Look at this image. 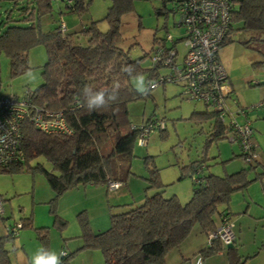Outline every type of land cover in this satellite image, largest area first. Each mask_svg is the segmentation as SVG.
<instances>
[{"label":"rangeland","instance_id":"1","mask_svg":"<svg viewBox=\"0 0 264 264\" xmlns=\"http://www.w3.org/2000/svg\"><path fill=\"white\" fill-rule=\"evenodd\" d=\"M88 1V10L80 14L68 13L62 0L51 1V13L39 19L42 30L50 31L62 24L65 28L63 34L76 33L89 22L100 21L99 29L106 31L108 24L102 19L109 2ZM31 4L30 0H0V33L8 26H28L30 22L24 20L26 14L23 10ZM165 6L164 14L157 15L156 9L162 8L160 0H135L133 11L123 15L119 24L123 39L120 47L129 50L132 60H139L140 73L147 79L152 67L151 50L157 45L153 41L154 37H172L177 63H181L185 53L184 41L181 40L185 34L184 27L178 26L181 14L173 2L168 1ZM251 36L254 35L242 30L234 32L231 42L219 48L218 53L232 90L228 99L230 118L239 125L249 124L255 158L247 162L240 157L238 143L211 138L215 117L201 120L191 118L194 112L210 113L211 110L202 102L188 99L184 95L183 84L166 82L157 85L147 95L136 92L137 98L127 104L130 125H154L144 145L135 142L129 176L116 189L104 185L78 186L57 198L43 174L38 171L0 173V197L4 210L0 219V238L7 234V227L30 219L27 228H23L13 241L5 242L4 249L11 264H30L31 256L40 247L74 253L70 264H103L100 250H79L82 246L79 239L81 220L86 222L92 232L108 230L111 214L138 206L145 196L157 192L155 186L149 187L152 170L157 171L162 196H175L184 204L190 200L196 187L185 174V169L200 161H203L204 166L200 176H222L245 171L249 184L245 190L231 195L230 207L235 209L236 204L240 203V211L247 210L241 215V222L248 221L243 223L248 229L239 238L237 246L240 253L251 254L257 246L259 233L264 230V43L250 40ZM261 37L264 38V35ZM71 39L86 44V39L81 35H73ZM246 41L249 43L244 46ZM165 44L172 46L170 41ZM45 61L44 47L36 46L28 52V65L34 69L35 79L28 78L25 73L11 76L9 59L0 52V95L22 98L27 92L32 93L42 83L41 73ZM168 71L167 67H159L156 73L164 75ZM130 85L134 90L133 76ZM156 124L163 126L156 127ZM36 163L46 169L50 167L42 158L30 162V167L36 166ZM233 212L231 218L239 217L237 211ZM57 216L63 225L58 222ZM238 224L235 221L236 231ZM40 228L48 232L45 241L38 238L39 231L36 229Z\"/></svg>","mask_w":264,"mask_h":264},{"label":"trees","instance_id":"2","mask_svg":"<svg viewBox=\"0 0 264 264\" xmlns=\"http://www.w3.org/2000/svg\"><path fill=\"white\" fill-rule=\"evenodd\" d=\"M62 1L68 13L80 14L88 10L87 0H72L70 4ZM107 1L109 6L102 19L108 24L106 31L99 29L100 21H91L76 33L63 34L58 26L43 31L39 19L51 13V0H30L32 4L23 10L26 14L24 20L30 24L8 26L0 33V52L9 59L11 76L23 74L29 68L28 52L32 48L44 47L46 61L42 67V83L32 93L26 94L37 105L62 111L72 131L71 135L44 134L30 125H24L23 159L1 169L0 173L38 171L57 198L78 186L104 185L108 188V184L115 182L122 185L130 173L132 149L138 131L131 129L127 104L137 98L130 79L142 70L139 60H132L129 50L120 47L123 39L119 24L123 15L133 11L135 0ZM160 1L162 8L156 9L157 15L164 14L166 7V2ZM238 30L253 34L250 40L264 43L261 37L264 35V0H233L229 33ZM73 35L84 37L86 44L72 40ZM163 40L153 38L154 43ZM229 42L230 37L224 39L220 48ZM248 43L246 41L243 45ZM126 67H131L133 72L124 71ZM156 74V69L151 67L148 79L153 80ZM85 85L95 89H112L118 85L117 99L105 108L89 112L78 103L80 90ZM210 116L216 120L211 138L228 139L233 129L218 121L214 112H194L191 118L201 120ZM40 158L47 162L49 169L40 163L30 167V162ZM203 167V161L186 167L185 174L196 187L190 200L184 204L175 196H162L157 171L152 170L149 187L155 186L157 192L145 196L138 206L111 214L108 230L92 232L81 220L79 239L82 246L79 250H100L103 264H166L167 252L179 246L195 225L201 233L208 235L216 230L217 219L220 222L221 218H226L233 225L234 241L231 246L227 248L220 240L214 239L207 241L206 248L197 254L204 260L224 249L228 264H244L255 253L242 257L237 250L230 199L233 193L245 190L249 184L245 171L200 176ZM56 218L64 224L61 218ZM21 223L16 234L7 232L0 238V264H11L4 249L5 242L13 241L23 228H27L30 219ZM36 230L39 231L38 238L45 241L48 235L45 228ZM66 253L62 257L63 264H70L74 253Z\"/></svg>","mask_w":264,"mask_h":264},{"label":"built area","instance_id":"3","mask_svg":"<svg viewBox=\"0 0 264 264\" xmlns=\"http://www.w3.org/2000/svg\"><path fill=\"white\" fill-rule=\"evenodd\" d=\"M57 1V0H51ZM171 1L181 14L178 26L184 27L185 53L181 63H177L175 41L167 36L158 41L152 48V67H167V74L156 75L152 80L155 85L172 82L183 84L184 95L193 101L202 102L215 113L218 121L230 126L233 131L228 137L230 142H236L241 149L242 158L249 162L255 158L254 144L250 142L251 129L248 123L239 125L230 118L228 99L232 92L227 72L219 58V48L224 39L231 38L229 25L233 0H163ZM72 0H66L70 4ZM60 32H65L64 26H59ZM170 41L172 46H166ZM24 125H30L44 134L71 135L62 111L49 110L37 105L25 94L22 98L11 95H0V170L23 159ZM154 124L131 126L137 129L135 142L145 144V139ZM162 124L156 127H161ZM120 184L110 183L109 189H116ZM2 199L0 197V219L3 215ZM2 220V219H1ZM21 221L7 227L8 233L16 234L21 228ZM232 223L221 218L215 231L208 234V241L218 239L225 245L234 241ZM209 243V242H208ZM192 264H203L201 255L197 254Z\"/></svg>","mask_w":264,"mask_h":264},{"label":"crops","instance_id":"4","mask_svg":"<svg viewBox=\"0 0 264 264\" xmlns=\"http://www.w3.org/2000/svg\"><path fill=\"white\" fill-rule=\"evenodd\" d=\"M246 207H248V204ZM241 209H242V204L240 205V203L236 204L235 209L231 207L232 213H234L233 211H237L239 214V217L235 219L232 218V221L234 223L235 235L237 234L235 238L236 246L238 244L237 242L239 238L242 237L243 232H245L248 229V227L245 224H243L248 221L241 222L242 220L241 215L246 213L247 210L240 211ZM235 221L237 223L239 222V224L237 225V229H238L237 231L235 230L236 228ZM216 223L218 226L219 219H217ZM207 241H208V235L201 233L197 227L193 228L191 234L188 237H186L183 240V242L179 244V246L167 252L165 256V263L166 264H192L194 256L197 253H199L201 250L206 248ZM262 244H264V230H262L259 233L258 240H257V246L256 248H254V251L251 254L250 253H245V254L240 253L238 246H237V250L242 257H248L255 253V256L246 260L244 264H264V247H261ZM203 264H228L226 250L223 249L219 251L217 254L211 257L205 258L203 260Z\"/></svg>","mask_w":264,"mask_h":264},{"label":"clouds","instance_id":"5","mask_svg":"<svg viewBox=\"0 0 264 264\" xmlns=\"http://www.w3.org/2000/svg\"><path fill=\"white\" fill-rule=\"evenodd\" d=\"M124 71L131 74L133 69L126 67ZM28 78L35 79L34 69L29 67L25 71ZM118 85H114L112 89L101 88L95 89L90 85H85L80 90L81 99L78 101L81 107L87 111H98L107 107L110 103L117 99ZM133 87L135 92L141 95L149 94L155 87V83L145 77L143 73H136L133 76ZM67 255L66 252H57L51 248L40 247L34 255L31 256L30 264H63L62 257Z\"/></svg>","mask_w":264,"mask_h":264},{"label":"water","instance_id":"6","mask_svg":"<svg viewBox=\"0 0 264 264\" xmlns=\"http://www.w3.org/2000/svg\"><path fill=\"white\" fill-rule=\"evenodd\" d=\"M231 245H228L227 248H229Z\"/></svg>","mask_w":264,"mask_h":264}]
</instances>
